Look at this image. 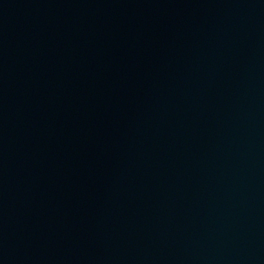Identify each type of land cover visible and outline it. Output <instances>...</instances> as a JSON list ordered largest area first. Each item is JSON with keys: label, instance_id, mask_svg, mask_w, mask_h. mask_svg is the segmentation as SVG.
I'll use <instances>...</instances> for the list:
<instances>
[{"label": "water", "instance_id": "obj_1", "mask_svg": "<svg viewBox=\"0 0 264 264\" xmlns=\"http://www.w3.org/2000/svg\"><path fill=\"white\" fill-rule=\"evenodd\" d=\"M0 264H264V0H0Z\"/></svg>", "mask_w": 264, "mask_h": 264}]
</instances>
